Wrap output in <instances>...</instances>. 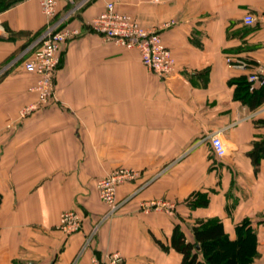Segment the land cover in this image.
I'll return each instance as SVG.
<instances>
[{
  "label": "crops",
  "instance_id": "obj_1",
  "mask_svg": "<svg viewBox=\"0 0 264 264\" xmlns=\"http://www.w3.org/2000/svg\"><path fill=\"white\" fill-rule=\"evenodd\" d=\"M106 1L160 34L173 74L149 71L136 49L87 29ZM65 5L58 0L59 15ZM247 13L263 14L264 0H91L71 20L81 34L61 45L53 98L22 115L36 101V75L16 62L0 76V264H91L111 252L121 264H179L173 228L193 241L192 227L212 218L228 240L247 232L249 264H264V88L259 98L239 90L264 73V26H245ZM46 21L38 0H0V67ZM214 131L222 157L207 138ZM123 166L137 177L116 187L106 215L96 181ZM157 199L174 206L142 210ZM72 209L82 226L66 235L59 219Z\"/></svg>",
  "mask_w": 264,
  "mask_h": 264
},
{
  "label": "built area",
  "instance_id": "obj_2",
  "mask_svg": "<svg viewBox=\"0 0 264 264\" xmlns=\"http://www.w3.org/2000/svg\"><path fill=\"white\" fill-rule=\"evenodd\" d=\"M40 8L47 21L42 31L27 43L24 48L8 64L0 67V75L14 63L21 62L24 70L36 75V81L29 90L36 94V101L28 103L21 109L22 115L30 114L40 105L54 97L53 74L60 64L61 45L81 34L78 26L71 24L76 14L91 0H65L66 5L62 14H58V0H38ZM245 26H264V13L254 15L247 13L242 17ZM87 29L99 34L104 40L112 41L126 48L136 49L142 64L151 72L167 77L176 70V62L170 49L163 43L160 34L143 26L137 18L127 12L117 10L113 1H106L104 8L89 21ZM229 65L246 66L243 62L233 61L227 57ZM248 90L264 84L263 71H253L246 77ZM209 143L216 157L226 153L220 131L207 135ZM137 177V171L132 167H117L107 175L96 181L100 200L105 204L106 215L112 214L118 206L115 200L116 187ZM173 203L164 199L150 200L141 204L143 211L166 209L173 207ZM82 215L77 210H67L61 213L59 229L66 235L81 229ZM94 230L85 237L80 251L90 244ZM122 257L118 252H111L104 261L96 258L91 264H121Z\"/></svg>",
  "mask_w": 264,
  "mask_h": 264
},
{
  "label": "trees",
  "instance_id": "obj_3",
  "mask_svg": "<svg viewBox=\"0 0 264 264\" xmlns=\"http://www.w3.org/2000/svg\"><path fill=\"white\" fill-rule=\"evenodd\" d=\"M239 86L243 96L248 98H259L260 90L264 88L263 84L250 91L245 79ZM206 201L205 197L197 198L195 204H205ZM192 232L193 241H190L177 225L172 230L170 246L181 254L179 264H249L252 259V240L247 232L239 239L228 240L220 219L200 222L192 227ZM159 243L162 248H168ZM196 245H199V249Z\"/></svg>",
  "mask_w": 264,
  "mask_h": 264
},
{
  "label": "rangeland",
  "instance_id": "obj_4",
  "mask_svg": "<svg viewBox=\"0 0 264 264\" xmlns=\"http://www.w3.org/2000/svg\"><path fill=\"white\" fill-rule=\"evenodd\" d=\"M10 69V68H9ZM9 69L5 70L0 76H2L5 72H7Z\"/></svg>",
  "mask_w": 264,
  "mask_h": 264
},
{
  "label": "water",
  "instance_id": "obj_5",
  "mask_svg": "<svg viewBox=\"0 0 264 264\" xmlns=\"http://www.w3.org/2000/svg\"><path fill=\"white\" fill-rule=\"evenodd\" d=\"M196 248L199 249V245H196Z\"/></svg>",
  "mask_w": 264,
  "mask_h": 264
}]
</instances>
